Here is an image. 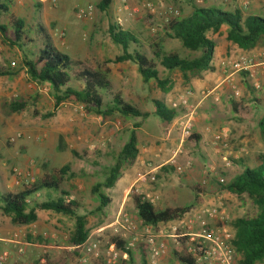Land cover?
Instances as JSON below:
<instances>
[{
  "label": "rangeland",
  "instance_id": "1",
  "mask_svg": "<svg viewBox=\"0 0 264 264\" xmlns=\"http://www.w3.org/2000/svg\"><path fill=\"white\" fill-rule=\"evenodd\" d=\"M2 1L7 3L9 0ZM100 1L59 0L57 6H41L37 5L35 0L27 2L11 0L10 8L27 24L38 21L43 23L57 48L72 59L87 61L95 68L110 62L106 66L114 90L121 93L128 103L139 110L151 112V116L146 120L123 117L105 119L100 115L88 113L81 105L67 102L61 105L55 116L46 118L47 114L54 111L55 99L52 87L49 84L32 81L23 68L22 53L17 48L5 45L0 35L1 70L15 74L0 77V191L8 193L22 190L25 185L34 184L43 176L44 164L48 165L49 170L70 165L74 178L67 179L62 189L82 204L79 215L86 217L89 231L86 247L97 241L99 247L93 253L78 250V255H73L67 264H96V261L100 264H122L123 262L142 264L143 253L147 255L146 260L150 264L149 248L141 241L142 220L132 200L136 194L130 193L135 185L140 190L138 195L141 194L140 175L146 176V181L143 183L153 190L156 189L157 193L154 194L156 196L152 195L151 191L149 193L150 199L154 200V206L159 210L193 204L195 185L201 187L205 196L203 204L191 213L200 211L203 205L214 206L217 199H222L225 207L224 215L204 218L211 226L230 227L235 237L236 230L233 228V223L240 219L255 217L258 208L249 194H234L227 189V186L247 169H257L261 164L258 158L264 155V140L258 123L264 117V98L241 99L246 103L260 100L261 105L256 107L253 115V124L241 122V128L237 130L228 124H222L214 130V126L208 124L213 131L228 130L230 146L240 156L235 160L231 171L224 175L225 184H221L215 176L208 174L213 165L217 166L221 163L211 145V136L209 144L203 139L199 140L201 144L198 143V145H194L188 139L184 141L179 139L181 153L177 158H184L182 165L178 163L164 165L162 168H167L166 170L160 168L154 174L138 169L136 181L127 192H123V188L129 178V172L136 163L124 169L123 176L114 189L101 188L97 193H93L95 186L105 182L132 131L138 134L139 143L145 135H152L156 147L164 144L172 126L166 125L153 113L154 101H163L169 105L176 86L186 87L178 72H168L159 67L160 79L168 82L167 86L162 88L155 81L145 83L137 66L132 62L115 63L116 58L123 55V49L112 41L109 27L114 22L116 7L120 0L113 1L108 14L100 11ZM148 4L152 5L154 11L147 8ZM130 5L134 15L122 28L134 34L138 45L143 47L150 56H152L150 46L155 43H162L164 51L176 53L182 58L199 56V53L185 50L178 40L169 38L165 31L160 29L174 18L166 14L170 6L179 11L181 18L191 16L194 10L190 7L188 0H131ZM196 5L200 8L214 7L223 11H234V7L237 6L245 16L264 18V0H208ZM88 6L94 7L92 15L88 18H79V10ZM226 35L225 28L218 35L209 34V38L216 44L217 53L221 50V37ZM233 49V51L240 50L234 45ZM263 52L264 39L258 48L247 53L256 56ZM246 81L252 82L250 84L252 89L247 86V90L253 92L254 96L258 91L253 85L254 81L249 79ZM240 85L246 87L242 80ZM72 86L79 85L73 83ZM12 100L28 101L33 108L20 114L12 113L8 107ZM177 113V118L182 115L180 112ZM235 120L232 115L229 121ZM139 124L140 127H138ZM175 128L177 129L176 126ZM61 139L67 147L65 151L60 149ZM73 152H76L78 157ZM189 162L191 166L188 167ZM179 168L183 170L182 173L179 172ZM187 177L191 179L187 180ZM27 180H32L34 183H28ZM177 182L180 184L177 185L180 195L175 201L165 203L161 198H156L165 196L167 191L164 188L170 183ZM101 196L111 198L113 201L103 211L98 210L101 206ZM43 199V193L37 195L36 200ZM121 212L128 214L131 220L140 226L136 234L116 228L115 221ZM36 224L38 233L30 235L28 225L17 226L9 217L0 213V254L8 251L12 264H36L37 261L41 264L42 258L47 260L48 256H57L65 250L70 252L76 250L70 245V238L75 227L74 219L52 212L39 211ZM44 231L48 232L47 238L39 234ZM135 237H138L140 241L135 242L134 248L130 250L132 255L122 253L120 257L114 259L110 253L112 240L120 238L127 243L133 241ZM159 241L165 243L168 252L160 264H182L177 255H188L187 240L181 239L179 243H176L172 238H163ZM239 259L240 256L236 251L237 262ZM257 264H264V262Z\"/></svg>",
  "mask_w": 264,
  "mask_h": 264
},
{
  "label": "trees",
  "instance_id": "2",
  "mask_svg": "<svg viewBox=\"0 0 264 264\" xmlns=\"http://www.w3.org/2000/svg\"><path fill=\"white\" fill-rule=\"evenodd\" d=\"M114 0H101L99 9L108 14ZM199 0H188L193 14L186 18H173L167 25L160 28L166 36L178 40L182 47L190 52L199 53L194 58H182L176 53L164 51L162 43L150 46L151 55L138 45L136 37L131 32L125 31L115 22L110 24L109 35L114 44L121 46L123 55L116 58L115 63L132 62L138 68L145 83L155 81L160 87L168 84L159 77V67L168 72H178L181 80L188 86L193 81L201 79L207 72L214 71L216 52L215 42L209 34H219L223 27H227V41L237 48L248 52L260 45L264 39V18L259 16H245L237 6L234 11H223L214 7L200 8L196 5ZM11 0L7 3L0 0V35L3 43L17 48L23 55V68L30 79L36 83L49 84L52 87L55 104L54 111L45 117L55 116L62 104L72 103L81 105L88 113H94L105 119L141 118L148 119L151 114L143 112L128 103L121 93L116 92L108 77L107 62L95 68L84 60H74L69 55L61 52L54 43L52 36L41 22L27 24L25 20L17 17L10 8ZM15 74L1 70L0 77ZM247 77L243 76V83L250 87ZM76 83L77 87L72 86ZM252 89V87H250ZM154 114L166 125H170L178 116L165 102L156 100ZM260 100L251 103L231 100L233 114L242 123L253 124L254 112ZM8 107L12 113H23L31 110L33 106L25 100H12ZM140 127V124L139 126ZM258 127L264 140V117L259 121ZM200 137L193 135L188 139L198 145ZM60 149H67L63 139ZM78 157L76 152H73ZM140 154L139 138L132 131L128 142L118 154L115 165L111 168L105 182L93 188V193L99 189H114L123 176L127 166H133ZM261 164L257 169H247L227 186L234 194H249L258 208V213L253 218L240 219L233 223L236 236L233 246L240 259L238 264H257L264 262V155L259 156ZM44 174L37 182L25 185L22 190L4 193L0 191V213L9 217L13 224L25 226L38 221V212L46 211L75 220V227L70 238V245L76 250L63 251L57 256H48L46 264H67L73 255L77 256L82 245L89 237L88 222L86 217L79 215L82 209L80 201L73 199L69 193L63 191L62 185L67 179H73L70 165L49 170L44 164ZM167 168H162L166 170ZM195 201L189 206L167 207L157 209L144 195L132 197L139 218L147 225L158 226L161 223L178 220L193 212L203 204L204 191L199 185L193 187ZM44 194V199L39 201L37 195ZM112 199L101 196L103 211ZM41 240V239H40ZM112 242L122 253L132 255L126 250V243L120 238ZM182 264H195L188 255L178 256ZM147 255L143 253L142 264H148ZM96 264H100L98 261ZM36 264H39L37 261ZM122 264H128L123 262Z\"/></svg>",
  "mask_w": 264,
  "mask_h": 264
},
{
  "label": "built area",
  "instance_id": "3",
  "mask_svg": "<svg viewBox=\"0 0 264 264\" xmlns=\"http://www.w3.org/2000/svg\"><path fill=\"white\" fill-rule=\"evenodd\" d=\"M37 4L41 6H57L59 0H35ZM208 0H199L196 3L203 4ZM131 0H120L116 7V15L114 22L118 26H123L125 22L134 15V11L131 8ZM151 11L154 8L151 4L146 5ZM94 11L93 6L81 8L79 10V18H88ZM166 14L171 15L174 18L179 17V11L170 6L166 10ZM264 62V52L256 56L243 55L235 60H231L228 63V70L224 76V83L228 86L235 98H240L242 93L240 90V81L243 80V76L247 79L254 81V72ZM254 87L256 90H261V84L254 81ZM192 92L187 91L186 95L179 97L175 101H171L169 108L177 112L182 113L180 117L176 119L175 126L181 132L182 140L189 139L194 134V122L195 115L190 111V95ZM212 92H206L204 96L210 97ZM206 131L211 134V145L220 158V165L213 166L209 171L210 176H215L221 184L226 183L224 175L227 174L235 165V160L239 159V153H235L230 146L229 131L221 129L213 131L211 128H207ZM180 150L174 153V158L177 159ZM187 166H191L189 162ZM179 172H183L179 168ZM28 183H34V181L27 180ZM146 176L140 175L139 182H145ZM131 190L133 194L138 195L140 192L135 185ZM141 195V194H140ZM147 197V199L154 203V200ZM225 213V207L222 199H217L214 206L203 205L198 212H194L186 215L185 217L170 221L167 223H161L158 226L147 225L143 221L142 226L143 237L141 241L144 242L149 248V261L150 264H160L162 258L167 256V247L165 243H161L159 239L172 238L176 243H179L181 239H186L188 242V256L192 257L195 264H238L236 260V251L233 246L234 234L228 226H211L204 217L216 218L223 216ZM116 228L121 231H128L130 234H136L139 231L140 226L135 224L126 213H120L115 221ZM30 235H36L39 231L36 223L28 225ZM170 229V230H169ZM170 231V232H169ZM43 238L48 237V232H39ZM140 241L138 237H135L133 241L126 243V250H131L135 246V242ZM99 247V242H93L89 247L82 245L80 249L83 252H95ZM110 253L114 259L121 256L122 252L119 251L116 245L113 243L110 245ZM126 254V253H125ZM86 263V260H84ZM46 258H42L41 264H46ZM0 264H12L11 255L8 251L0 254Z\"/></svg>",
  "mask_w": 264,
  "mask_h": 264
},
{
  "label": "crops",
  "instance_id": "4",
  "mask_svg": "<svg viewBox=\"0 0 264 264\" xmlns=\"http://www.w3.org/2000/svg\"><path fill=\"white\" fill-rule=\"evenodd\" d=\"M23 1L27 2L31 0ZM224 28L227 29V27H223L222 29ZM221 38V50H219V52L217 53L216 49L215 52V59L213 62L214 71L205 73L201 79L193 81L191 84L184 88L177 85L175 88L174 96L170 98L171 101H175L179 97L186 95L187 91L190 90L192 92V94L190 95V111L195 115L194 132L195 135L200 137L201 140H205L207 144L211 142V135L206 131L207 128H211L208 124L214 126V130L218 129L222 124H228L236 130L238 128H241V122L233 114L231 109L232 99L242 101L241 99H249V97L264 98V62L262 65L257 67L254 72V81L259 82L262 88L261 90L255 92L254 96L253 92L247 90V86L241 87L240 85L242 95L240 98H235L228 86L224 83V76L228 70V63L240 56L249 55V53H245V51L241 49L238 51H233V45L227 41V35ZM250 84H252V82H249V85ZM206 92H212L213 95H210V97H206L204 96ZM166 105L169 106L168 104ZM154 112L155 110L153 111V113ZM232 115H234V118L236 119L235 121H229L230 119H232ZM176 119L173 123L170 124V126H172V129H170V133L166 137L165 142L161 147H156L153 140L154 137L152 135H145V137H143V140H140V154L135 167H133L131 169V172H129V178L125 183L123 192H127V190L132 185H134V182L136 181L135 176L136 174H138V169L144 170L148 174H154L164 165H175V163H178V165H182L184 161L183 157H178L177 159L174 158V153L179 151L181 147L178 144V141L179 139L182 140L181 132L178 128H175ZM174 129L176 130L174 131ZM213 166L211 168H213ZM189 179L191 178L187 177V180ZM178 184V182L170 183V185L164 188L167 191L166 195L161 197L157 196L156 198H161L165 203L175 201L176 198L180 195V193H178L177 191ZM140 187L141 195H144L146 197H150L151 194L154 195L155 193H157L156 189L153 190V188L143 182L140 183ZM150 191L152 192L151 194L149 193Z\"/></svg>",
  "mask_w": 264,
  "mask_h": 264
}]
</instances>
